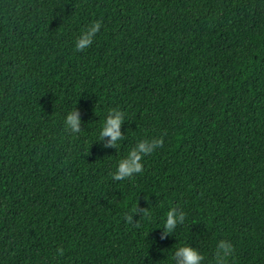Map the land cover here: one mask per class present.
<instances>
[{
	"label": "trees",
	"instance_id": "obj_1",
	"mask_svg": "<svg viewBox=\"0 0 264 264\" xmlns=\"http://www.w3.org/2000/svg\"><path fill=\"white\" fill-rule=\"evenodd\" d=\"M111 108L117 148L98 140ZM137 204L151 217L129 224ZM220 240L264 264V0H0V264H174L185 245L215 264Z\"/></svg>",
	"mask_w": 264,
	"mask_h": 264
},
{
	"label": "clouds",
	"instance_id": "obj_2",
	"mask_svg": "<svg viewBox=\"0 0 264 264\" xmlns=\"http://www.w3.org/2000/svg\"><path fill=\"white\" fill-rule=\"evenodd\" d=\"M101 22L99 20L94 21L81 31V34L76 38L74 44V50L82 52L89 48L96 36L101 29ZM125 121V113L118 108H111L108 110L102 129L99 132V139L103 140L108 137V141L104 144V147H118V142L123 140L125 137L121 132V126ZM81 120L80 113L78 110H72L67 113L64 125L66 129H70L72 133H79ZM166 135V133H165ZM164 145L163 136L160 138H153L151 140L144 139L140 140L135 147L131 148L125 158H122L119 163L117 170L112 174V178L117 181L129 179L135 174L143 171L142 160L145 156L152 154L157 148H161ZM139 212L141 218L151 217L149 208L139 209L138 204L132 210L131 214L125 215V220L129 224L132 223V214ZM186 219V213L183 210H178L177 207L170 208L166 213V221L164 224V235H170L175 231L178 225L183 224ZM140 221V220H139ZM137 221L134 226L140 227V223ZM58 255L62 256L64 250L62 248L57 249ZM234 254V246L228 240H220L216 245L215 250V264H228V259ZM174 264H203L205 257L196 248L190 245L178 247L173 254Z\"/></svg>",
	"mask_w": 264,
	"mask_h": 264
}]
</instances>
